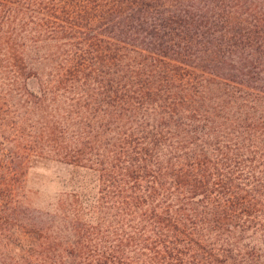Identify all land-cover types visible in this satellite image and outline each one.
<instances>
[{
  "label": "trees",
  "instance_id": "obj_1",
  "mask_svg": "<svg viewBox=\"0 0 264 264\" xmlns=\"http://www.w3.org/2000/svg\"><path fill=\"white\" fill-rule=\"evenodd\" d=\"M35 159L36 264H264V0H0V215Z\"/></svg>",
  "mask_w": 264,
  "mask_h": 264
},
{
  "label": "rangeland",
  "instance_id": "obj_2",
  "mask_svg": "<svg viewBox=\"0 0 264 264\" xmlns=\"http://www.w3.org/2000/svg\"><path fill=\"white\" fill-rule=\"evenodd\" d=\"M73 176V169L59 163L46 159L32 162L26 179L31 208L27 214L19 208L10 218L0 215V264H36L37 241L28 239L22 227L27 223L30 227L40 225L44 219H40L39 207H49L58 195L75 190ZM30 249L36 250L33 258L26 255Z\"/></svg>",
  "mask_w": 264,
  "mask_h": 264
}]
</instances>
